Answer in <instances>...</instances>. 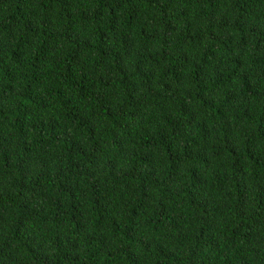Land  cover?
Instances as JSON below:
<instances>
[{"label": "trees", "instance_id": "16d2710c", "mask_svg": "<svg viewBox=\"0 0 264 264\" xmlns=\"http://www.w3.org/2000/svg\"><path fill=\"white\" fill-rule=\"evenodd\" d=\"M0 264H264V0H0Z\"/></svg>", "mask_w": 264, "mask_h": 264}]
</instances>
